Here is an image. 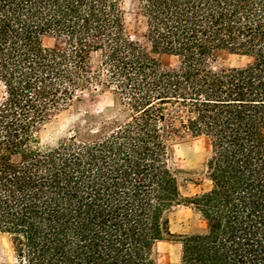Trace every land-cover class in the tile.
Instances as JSON below:
<instances>
[{
    "label": "trees",
    "instance_id": "1",
    "mask_svg": "<svg viewBox=\"0 0 264 264\" xmlns=\"http://www.w3.org/2000/svg\"><path fill=\"white\" fill-rule=\"evenodd\" d=\"M137 12L149 47L123 0H0V234L16 264H162L161 241L180 244L175 264H264V0H138ZM220 51L244 61L218 67ZM92 82L113 115L43 140ZM185 136L208 145L190 169L175 161ZM177 205L202 227L172 231Z\"/></svg>",
    "mask_w": 264,
    "mask_h": 264
},
{
    "label": "rangeland",
    "instance_id": "2",
    "mask_svg": "<svg viewBox=\"0 0 264 264\" xmlns=\"http://www.w3.org/2000/svg\"><path fill=\"white\" fill-rule=\"evenodd\" d=\"M138 0H123L125 9V24L127 31L133 38L140 39L145 46L149 44L144 40L142 33L144 30L143 20L137 12ZM45 44L50 45L58 42L57 39L45 38ZM154 56L163 65H172L174 58L168 54H154ZM100 57L96 53H91L90 67L96 69L99 67ZM244 59L227 51H220L217 56L216 66L228 67L243 63ZM102 78H106L105 70H102ZM94 82L86 89L77 90L71 103L65 109L54 113L48 123L45 124L41 131L43 140L48 138L55 139L61 132L71 129L78 124L86 121L96 122L110 117L114 111L111 109L112 93L109 89H100L99 84L97 90H93ZM4 89L0 83V96ZM208 152V145L203 138H191L185 136L177 140L175 144V161L177 165L183 169H190L197 166V160ZM192 176V175H191ZM189 174L183 173L182 179L191 178ZM208 186V181L203 179L198 185L192 182L185 183L181 188L183 195H191ZM203 223L199 216L194 213L190 207L177 205L170 213V226L174 232H185L202 227ZM180 256V244L175 242L161 241L156 245V258L162 264H175ZM0 264H16L15 259L7 240V237L0 234Z\"/></svg>",
    "mask_w": 264,
    "mask_h": 264
}]
</instances>
